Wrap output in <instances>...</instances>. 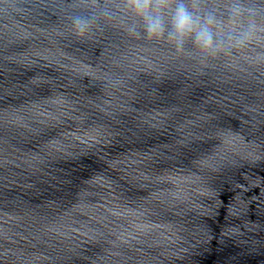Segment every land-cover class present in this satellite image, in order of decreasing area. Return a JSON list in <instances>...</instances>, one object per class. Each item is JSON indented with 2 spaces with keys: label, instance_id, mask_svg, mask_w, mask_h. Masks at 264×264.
Here are the masks:
<instances>
[{
  "label": "water",
  "instance_id": "obj_1",
  "mask_svg": "<svg viewBox=\"0 0 264 264\" xmlns=\"http://www.w3.org/2000/svg\"><path fill=\"white\" fill-rule=\"evenodd\" d=\"M125 0H0V264H264V54L131 37Z\"/></svg>",
  "mask_w": 264,
  "mask_h": 264
},
{
  "label": "clouds",
  "instance_id": "obj_2",
  "mask_svg": "<svg viewBox=\"0 0 264 264\" xmlns=\"http://www.w3.org/2000/svg\"><path fill=\"white\" fill-rule=\"evenodd\" d=\"M120 13L139 21L123 25L129 36L142 32L149 40H166L181 56L188 41L204 61L264 45V0H125L122 6L74 15L70 23L74 34L84 37L100 18L111 21ZM245 59L264 64V54Z\"/></svg>",
  "mask_w": 264,
  "mask_h": 264
}]
</instances>
